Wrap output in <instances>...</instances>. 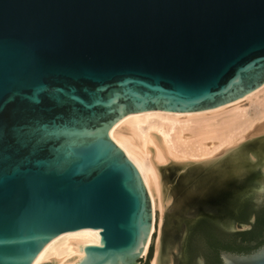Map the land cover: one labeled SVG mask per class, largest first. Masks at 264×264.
<instances>
[{"label":"water","instance_id":"obj_1","mask_svg":"<svg viewBox=\"0 0 264 264\" xmlns=\"http://www.w3.org/2000/svg\"><path fill=\"white\" fill-rule=\"evenodd\" d=\"M263 84L264 0H0V264H33L70 232L101 236L82 264H142L151 198L111 128ZM263 178L264 165L227 201ZM220 258L264 264V244Z\"/></svg>","mask_w":264,"mask_h":264},{"label":"bare ground","instance_id":"obj_2","mask_svg":"<svg viewBox=\"0 0 264 264\" xmlns=\"http://www.w3.org/2000/svg\"><path fill=\"white\" fill-rule=\"evenodd\" d=\"M110 136L138 168L151 198L153 226L142 256L154 244L151 264H174L180 241L165 230L168 208L176 212L192 204L189 218L203 214L215 219L224 211L226 202L216 206L231 181L240 183L237 191L252 185L255 171L264 165V137L244 144L264 136V84L212 109L131 113L111 128ZM208 201L214 202L203 209ZM100 242L101 236L90 233H66L53 239L33 264H82L84 248Z\"/></svg>","mask_w":264,"mask_h":264},{"label":"rangeland","instance_id":"obj_3","mask_svg":"<svg viewBox=\"0 0 264 264\" xmlns=\"http://www.w3.org/2000/svg\"><path fill=\"white\" fill-rule=\"evenodd\" d=\"M264 136L261 137H257L253 140L250 141H245V145L248 144L249 142H256L259 141L263 138ZM252 141V142H251ZM256 173L258 171H255ZM237 181H231L230 183V187H228L225 192H224V196L221 198V203L220 205L217 204L216 208L218 206H222V204H224V202L227 201V198L230 196V194H234L237 192V188L239 187V184H236ZM246 184V183H245ZM261 187L260 189H256V190H250L248 192H246V194L244 195H240V196H236L233 200L232 198H230L224 205V210L227 211V213L221 217L220 219H213L210 218L208 216H206L205 218H201L199 219L192 227L190 226L191 222L194 221V218H189V214L191 212L194 211V208L192 207V204L187 205V208H183L182 210L176 211V212H172V208H168V211L165 214V230H167L169 233H172V235H180L182 234L183 228L190 226L191 230H190V235H192L194 229L199 225L200 222L202 221H207L208 223H210V225H212L213 227H217L219 229H221L224 232L227 233H236V232H242V231H247L252 229L253 225L256 222V215L254 213H251L249 215V217H243L242 213L244 210V207L247 203L251 202L253 203L256 207H258L259 205H262L264 203V178L261 180ZM214 201H208V203H206V205H204L205 208H210L211 206H209V204L213 203ZM171 207L173 206V201L170 205ZM189 206H191L189 208ZM215 206V205H213ZM192 208V209H191ZM214 208V207H213ZM220 208V207H219ZM218 208V209H219ZM187 209V210H186ZM190 211H189V210ZM171 210V211H170ZM188 211V213H186ZM184 212V213H183ZM156 236V234H155ZM154 244L151 245L150 249H149V253L146 257L143 258L142 260V264H151V260L153 258L154 255ZM175 257L177 259H175L176 261L174 262V264H182L181 262V257L179 254V251L175 253ZM179 258V259H178ZM205 261V259L202 256H199L196 259V262L198 264H203ZM190 264V262H189Z\"/></svg>","mask_w":264,"mask_h":264},{"label":"trees","instance_id":"obj_4","mask_svg":"<svg viewBox=\"0 0 264 264\" xmlns=\"http://www.w3.org/2000/svg\"><path fill=\"white\" fill-rule=\"evenodd\" d=\"M256 215L252 229L236 233H227L202 221L189 238L188 250L190 264L202 256L206 264H221L220 252L250 253L264 244V203L256 207L249 202L245 205L242 216Z\"/></svg>","mask_w":264,"mask_h":264},{"label":"flooded vegetation","instance_id":"obj_5","mask_svg":"<svg viewBox=\"0 0 264 264\" xmlns=\"http://www.w3.org/2000/svg\"><path fill=\"white\" fill-rule=\"evenodd\" d=\"M190 238V236H189ZM189 238H188V242H189ZM191 261V258H190V254H189V250H188V243H187V260L185 262V264H189V262ZM196 264H198L197 262H195ZM203 264H206V262L204 261Z\"/></svg>","mask_w":264,"mask_h":264}]
</instances>
